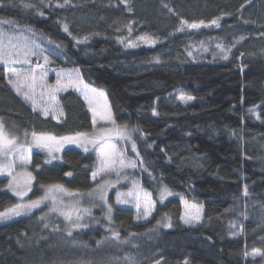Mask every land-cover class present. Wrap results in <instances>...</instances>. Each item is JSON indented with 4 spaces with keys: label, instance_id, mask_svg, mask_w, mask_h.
I'll return each mask as SVG.
<instances>
[{
    "label": "trees",
    "instance_id": "obj_1",
    "mask_svg": "<svg viewBox=\"0 0 264 264\" xmlns=\"http://www.w3.org/2000/svg\"><path fill=\"white\" fill-rule=\"evenodd\" d=\"M0 22L104 92L156 201L143 223L112 195L109 218L96 209L77 227L42 208L0 219V264H264V0H0ZM58 100L61 119L33 111L0 64V122L10 136L91 131L81 95ZM95 162L93 148L67 147L51 163L32 150L29 197L50 185L90 190ZM7 187L0 177V212L18 203ZM165 187L173 194L163 200ZM181 198L202 205L198 226L180 222ZM252 250L262 255L247 258Z\"/></svg>",
    "mask_w": 264,
    "mask_h": 264
},
{
    "label": "rangeland",
    "instance_id": "obj_2",
    "mask_svg": "<svg viewBox=\"0 0 264 264\" xmlns=\"http://www.w3.org/2000/svg\"><path fill=\"white\" fill-rule=\"evenodd\" d=\"M0 34H3L0 47H3L7 53L5 58L0 60V64L6 68L8 82L18 95L31 106L33 111H39L44 116H52L58 120L63 116V110L58 100L59 95L67 90H74L82 96L92 117L91 131L83 134L88 140H96L95 144L89 143L83 138L79 143H67L60 138L75 137L78 133L67 136L36 133L37 137L54 138L37 143L33 134L21 140L6 133L3 126L5 138L14 139L15 143L0 150V177L8 178L7 190L18 198L17 204L28 205L33 201H39V205L35 208L22 207L19 210V215L12 214L0 219L7 221L42 208L45 214L58 216L71 227H77V225L87 223L88 217L96 209L109 218V197L112 195L115 205L134 210L135 222L148 221L155 212L156 201L142 187L140 179L137 177L139 159L136 147L135 151L132 147L134 142L129 138V135L127 136V127L117 126L116 123L113 124L111 121L100 118L102 114L111 113L104 92L88 86L80 77L79 69L66 66V61L57 54L55 55L60 58L62 64L60 66L56 64V60L51 56L55 52L43 46L33 35L24 32H8L2 22H0ZM44 57L48 58L47 63H45ZM12 69L16 70V74H13ZM32 77H35L34 81ZM17 88H19V92ZM101 93L102 95H100ZM177 97L185 104L194 99L181 100V97H188L182 95ZM112 121H114L113 118ZM0 124L2 123L0 122ZM102 132L106 134L100 139ZM70 146L83 151L85 148L87 150L93 148L95 151L96 162L92 173L93 185L91 189L80 193L69 191L61 185H50L43 188L40 197L31 199L29 193L34 181V171L31 169V151H41L45 156V161L51 163L59 160L63 149ZM112 159L122 160L123 164L117 162L110 166ZM94 173H96L95 178H93ZM10 183L12 188H9ZM16 191L26 194L21 197L15 194ZM168 192L170 194H166L167 197L173 194L169 189ZM166 195L161 198L160 193L159 197L164 200ZM181 207L180 222L184 226L196 227L202 222L203 207L200 203L181 198ZM197 210H199V220L185 223V219L182 217L187 218L190 211L195 213ZM65 213L71 215V221L65 219ZM77 216L81 219L77 220ZM260 255L262 252L259 250L246 253V257L251 259Z\"/></svg>",
    "mask_w": 264,
    "mask_h": 264
},
{
    "label": "snow or ice",
    "instance_id": "obj_3",
    "mask_svg": "<svg viewBox=\"0 0 264 264\" xmlns=\"http://www.w3.org/2000/svg\"><path fill=\"white\" fill-rule=\"evenodd\" d=\"M68 2H69V0H65V4H67ZM59 6L62 7L63 5H59ZM41 15H43V13H41ZM211 23L212 24H216L217 22L215 20H213ZM200 24H203V21H200L199 24L191 23L188 26L190 28H198L200 26ZM64 30H65V32L68 31L67 25H65ZM2 39H3V34H0V41H2ZM9 39H11V38H9ZM140 39H145V37H141ZM31 54L34 55L35 53H31ZM53 54L55 55V53H53ZM6 55H7V53L5 52L4 48L0 47V60L4 59ZM44 60H45V63L48 62V58L47 57H44ZM11 71L13 72V74H16V70L15 69H12ZM32 79L34 81L35 77H32ZM10 83H11V81H10ZM58 83H59V81H58ZM14 87H16V85H14ZM17 91L19 92V88H17ZM92 91L94 92L95 90H92ZM25 95L27 97V94H25ZM100 95H102V93ZM27 98L30 99V97H27ZM53 99H55L54 96H53ZM180 99L181 100H191L193 98L192 97H187V98L181 97ZM100 118L103 119V120L111 121L113 124L115 123V121H112V117H111V113L110 112H108L106 114H102L100 116ZM94 123H95V120H94ZM105 134L106 133L102 132L99 138L102 139ZM33 137L36 139L37 143H40V142L45 141L47 139H54L53 137H42V136L41 137H37L35 133H33ZM81 138H83L84 140H87V142H89V143H93V144L96 143V140H94V139L93 140H88L86 135L83 134V133H78L75 137H61L60 139L62 141H64V142H67V143H79L81 141ZM14 143H15L14 139H6L5 138V133L3 131V125L0 124V150H3L4 148H7V147H9L11 145H14ZM132 147H133V150L135 151V147L136 146H135L134 143H133ZM85 151H87V148H85ZM117 162H119L120 164H123L122 160L118 161L117 159H112L110 161V166L113 165V164H116ZM132 166H135V165H132ZM66 175H71V173H66ZM95 176H96V173L93 174V178H95ZM57 187H59V186H57ZM9 188H12L11 183L9 184ZM14 191H15V189H14ZM15 194L22 197L26 193L20 192V191H16ZM166 194H170V193L168 192V189L165 187L163 189V191L161 192V198H163ZM101 198L103 199V197H101ZM38 205H39V201H33L30 204H28V205L16 204V205L12 206L11 208L7 209L6 211L0 212V218L6 217V216L12 215V214L19 215V210L22 207L35 208V207H38ZM108 211H109V213H111V207L110 206H109ZM64 215H65V219L71 221V215L70 214L65 213ZM199 218H200L199 210H197L195 213H192L190 211L188 213V215H187V218L182 217V219H185V223H188L191 220H199ZM79 219H81V217L77 216V220H79ZM77 226H79V225H77ZM68 235L72 236V232H69ZM114 236H116L118 238V234L114 233ZM157 264H159V262H157Z\"/></svg>",
    "mask_w": 264,
    "mask_h": 264
}]
</instances>
